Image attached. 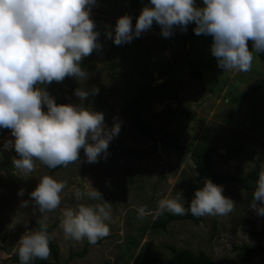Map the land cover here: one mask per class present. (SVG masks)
Returning <instances> with one entry per match:
<instances>
[{
  "label": "rangeland",
  "instance_id": "374dc122",
  "mask_svg": "<svg viewBox=\"0 0 264 264\" xmlns=\"http://www.w3.org/2000/svg\"><path fill=\"white\" fill-rule=\"evenodd\" d=\"M129 5H132L130 0H96L91 7V18H95L101 47L81 61H86L82 68L87 78L66 77L62 82L54 81L41 87L46 88L58 105H82L102 112L109 129L118 123L120 131L109 145H125L140 150L150 145L130 130L129 116L120 111L126 99L141 93L143 71L149 66L150 82L169 81L168 85L172 82L177 90L172 93L178 98L163 102L157 101L158 96L155 95V101L143 108L148 119L162 111H174L175 115H168L156 124L163 127L170 137L178 139L181 145L191 140L195 143L212 142L218 147L212 154L218 170L244 173L257 165L260 168L264 163V86L254 90L257 81L264 78V64L259 55L253 52L250 71L225 72L218 67L217 59L212 55L211 36L196 35L193 28L190 30L192 37L178 44L171 41L175 31L164 37L161 26L155 22L130 43L116 45L114 35L118 18L125 14L131 16L134 29L137 18L148 3L135 4L132 14L126 11ZM109 30L113 38L108 37ZM176 51L179 56H176ZM176 59L177 64L174 62ZM186 59L199 62L200 80L192 79L191 67L182 64ZM170 65H173L171 72ZM78 88L90 93L94 88L99 91L81 101L75 95ZM44 111H47L46 106ZM247 133L251 134L250 138H247ZM10 139H15L11 130L0 128V236L7 238V241L0 238V264H17L12 256L18 251L19 239L27 230H39L36 222L41 221L47 225L56 224L52 235L60 249L61 264H133L129 260L130 251L126 250L132 243V237L139 241V246L132 249L134 256L145 248L149 257L158 264H164L171 256L170 246L190 248L195 252L204 250L221 264H264V252L248 263L244 261L242 246H264V223L262 215L250 207L253 199L250 192L235 181L218 184L223 187V194L235 201V209L228 215L202 216L200 223L175 220L166 230L152 229L151 223L160 213L159 200L178 198L187 210L195 191L203 186L205 179H198L189 152L161 145L157 152L136 159L109 146L98 162L89 163L81 149L76 163L52 171L37 160L35 171L28 174L13 165V158H19L15 149L4 148ZM249 139L252 141L246 142ZM235 140L241 141L246 150L239 157L225 162L222 154L225 146ZM44 175L65 182L66 187L61 193L60 206L42 214L31 201L30 193ZM92 187L101 192L103 199L93 200L87 196ZM21 189H24L23 196L18 194ZM77 189L82 193L79 199L75 195ZM24 201H29L27 206L23 205ZM79 204L110 206L111 220L105 221L110 228L108 236L95 244H87V238L83 241L65 238L61 227L63 211L76 209ZM140 207L145 209L142 219L138 216ZM86 245V256H71ZM49 247L51 249L50 244ZM52 258L51 250L47 260Z\"/></svg>",
  "mask_w": 264,
  "mask_h": 264
},
{
  "label": "clouds",
  "instance_id": "9594fccd",
  "mask_svg": "<svg viewBox=\"0 0 264 264\" xmlns=\"http://www.w3.org/2000/svg\"><path fill=\"white\" fill-rule=\"evenodd\" d=\"M96 0H0V128L10 129L13 140L4 148H14L19 158L13 165L22 173L35 171V161L49 168L68 166L79 161L84 150L87 162H98L106 154L110 141L120 131V125L107 128L102 112L82 105L57 104L46 88L66 77L87 78L81 61L101 47L99 32L91 18ZM161 26L162 35L169 37L176 27L186 30L194 23L196 35L211 36L212 55L218 67L226 71L248 72L253 52H264V0H150L137 18L133 29L132 17L118 18L114 43H130L134 37L150 29L153 23ZM113 38L111 30L107 33ZM252 42V49L249 48ZM90 91L78 88L75 95L85 100ZM44 106L47 111H44ZM63 181L52 176L40 177L30 193L31 201L40 213L56 210L61 204ZM87 192L93 200L103 199L100 191ZM223 187L205 179L195 191L190 207L193 216H226L235 209V201L223 194ZM23 196L24 189L18 193ZM76 197L82 195L76 190ZM29 201H24L27 206ZM250 207L264 216V163H261ZM158 210L174 215L186 214L178 198L158 201ZM145 209H138L142 219ZM46 220L47 217L45 216ZM111 220L108 204H79L65 209L61 227L66 239L95 244L110 234L105 221ZM39 230H27L18 241L20 264L46 260L50 254L47 224L40 222Z\"/></svg>",
  "mask_w": 264,
  "mask_h": 264
},
{
  "label": "trees",
  "instance_id": "16d2710c",
  "mask_svg": "<svg viewBox=\"0 0 264 264\" xmlns=\"http://www.w3.org/2000/svg\"><path fill=\"white\" fill-rule=\"evenodd\" d=\"M132 1V5L127 6L126 11L129 14H132L134 11L133 6L135 4L142 3H148V6H150V0H130ZM197 7H203V0H195ZM92 19L95 22V18L92 17ZM196 27L194 23H190L187 26V29H181L180 27H176L173 32H176V35L171 38L172 42L175 43H181L183 41H186L192 35H190V30ZM249 48L252 49V42L249 41ZM260 60L264 64V52H256ZM176 56H179L180 54L176 51ZM184 61V60H183ZM174 62L177 64V59L174 60ZM183 65L187 67H191V77L193 80H200L201 78V70L199 62L195 59L185 60V63L182 62ZM86 66V61L81 63V67ZM173 65H170L169 72H171V68ZM178 66V65H177ZM179 68V67H178ZM183 69V68H181ZM149 71L150 67L146 66L144 69V86L139 95L130 97L126 99L125 104L121 108V114H126L129 116V128L131 131L135 132L136 134H139L144 138V141L150 145L149 148H143L140 150L132 149L130 147H127L125 145H119L116 147L114 144H111L109 146L116 147L120 149L122 152L128 154L129 156H132L136 159H140L145 157L147 154L157 152L159 147L162 145L164 147H172L176 148L177 150H180L181 152H189L193 158L194 161V168L197 172L198 179H211L213 183L220 184L224 182H238L239 186L243 189H246L250 192L251 196L253 197V193L256 188V182L258 180L260 168L259 165L255 167L249 168L246 172L240 173V172H230V171H224V170H218L215 168V163L212 158V154L217 152L218 147L216 145H212V142H199L195 143L194 140H191L186 145H181L178 139H175V137H170L168 133L164 131V128L160 125L156 124V121L167 118L168 115L173 116L175 115V112L172 110L168 111H162L159 114L154 115L152 118L148 119L147 116L144 114L143 108L149 107L153 100V97L156 95L158 96L156 98L157 101H170L172 99H175L174 97H177L175 93L176 92V86L172 82L170 85H168L167 81H163L158 84H152L149 80ZM161 74L163 73L160 71ZM184 70L181 72L183 73ZM264 86V78L259 79L254 87V90H258ZM243 96V95H242ZM178 98V97H177ZM188 113V112H186ZM247 138H250L251 134H246ZM252 141V139L246 140ZM256 141H259L256 139ZM246 148L242 144L241 141L235 140L232 144H228L225 146V152L222 153L224 156V161L229 162L234 158L239 157L245 152ZM64 167L63 165L58 166L57 168H50L52 171H55L57 169H60ZM263 217V223H264V216ZM175 220H192L195 223H200L202 220V217H196L191 214L190 211L186 210V214L184 215H174L171 212L164 211L163 213H158L153 219L151 226L153 230H166L168 225ZM36 226L38 229H40V222H36ZM56 224L47 225V231L52 237L50 239V246L53 254L52 260H39L36 259L31 262V264H61L60 260V249L58 244L56 243L54 236L52 235V232L55 230ZM264 232V227H263ZM1 240L7 241L6 236L1 237ZM132 243L128 248L126 249L129 253V260L133 261V264H158V262L154 259H151L149 257L148 251L145 248H142L138 251V253L134 256V252L132 251L133 247L139 246V241L135 237H132ZM99 242V239L97 240ZM87 244H90L87 242ZM242 248L245 250L244 252V261L250 262L253 260L255 256L258 254H261L264 252V246H250V245H244ZM171 249V256L168 257V259L165 261L164 264H221L219 263L215 258H213L211 255L206 253L204 250H199L198 252L193 251L190 248H178L175 246H170ZM88 253V246L86 245L84 249L77 253H71V256L77 255L78 257H84ZM12 259L17 263L20 264L18 251H15Z\"/></svg>",
  "mask_w": 264,
  "mask_h": 264
}]
</instances>
